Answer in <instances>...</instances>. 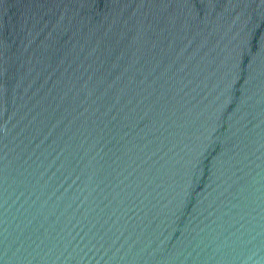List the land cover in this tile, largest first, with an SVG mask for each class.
<instances>
[{
	"label": "water",
	"instance_id": "95a60500",
	"mask_svg": "<svg viewBox=\"0 0 264 264\" xmlns=\"http://www.w3.org/2000/svg\"><path fill=\"white\" fill-rule=\"evenodd\" d=\"M0 264H264V0H0Z\"/></svg>",
	"mask_w": 264,
	"mask_h": 264
}]
</instances>
